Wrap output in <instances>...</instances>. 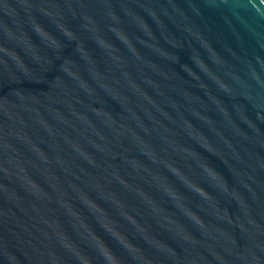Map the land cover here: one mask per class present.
<instances>
[{"label":"water","instance_id":"1","mask_svg":"<svg viewBox=\"0 0 264 264\" xmlns=\"http://www.w3.org/2000/svg\"><path fill=\"white\" fill-rule=\"evenodd\" d=\"M0 264H264V0H0Z\"/></svg>","mask_w":264,"mask_h":264}]
</instances>
